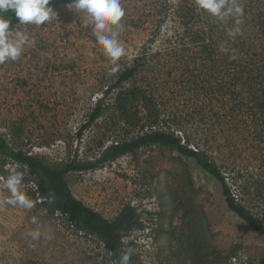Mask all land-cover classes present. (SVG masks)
<instances>
[{
    "label": "rangeland",
    "instance_id": "rangeland-1",
    "mask_svg": "<svg viewBox=\"0 0 264 264\" xmlns=\"http://www.w3.org/2000/svg\"><path fill=\"white\" fill-rule=\"evenodd\" d=\"M181 1L120 0L125 54L116 62L68 4L53 7L57 16L43 25L18 23L12 31L27 33L34 43L16 61L0 63V134L13 148L60 166L96 161L108 146L157 127L174 130L219 164L240 202L261 219L260 230L229 209L216 178L168 146H143L102 166L72 171L66 175L72 192L110 220L125 205L137 208L142 225L123 238L134 264H264V113L236 115L229 95L217 91L218 80L208 77L207 64L194 60L193 49L187 50L197 46L189 43L190 31L172 9L166 13L168 3ZM235 2L243 8L239 25L233 18L210 19L218 32L238 26L239 33H251L246 46L259 52L264 0ZM140 57L144 67L122 88L155 92L163 122L152 127L143 120L126 124L116 107L120 88H112ZM248 90L242 86L250 97ZM98 104L102 113L89 123ZM13 168L25 177L20 190L33 200L32 209L4 202L10 194L2 183ZM41 201L36 176L0 159V264H115L97 235L76 230L61 214L48 216ZM34 230L42 233L38 241L28 235ZM198 250L208 256L203 263L193 255Z\"/></svg>",
    "mask_w": 264,
    "mask_h": 264
},
{
    "label": "trees",
    "instance_id": "trees-1",
    "mask_svg": "<svg viewBox=\"0 0 264 264\" xmlns=\"http://www.w3.org/2000/svg\"><path fill=\"white\" fill-rule=\"evenodd\" d=\"M69 3L70 0H50L51 7ZM169 9H172L174 19L178 16L183 27H186L188 32L190 31L189 43L197 45L187 50L193 49L192 54L196 62L207 64L208 77L218 80L217 91L223 93L224 96L229 95L228 100L232 103L236 115L248 119L247 115L257 117V110L264 113V49L259 48L257 52L258 48L253 49V45L247 48L246 44L252 40L251 33H238L235 37H231L224 29L218 32L210 15L204 16L203 10L197 7L194 0H182L178 5L168 3L166 13ZM6 15L13 30L19 22L13 13L9 12ZM187 43L183 42V45L189 47ZM253 55H259V59H255ZM233 56L235 59L232 58ZM144 59L142 57L136 59L130 67L123 70L112 88H120L116 98V107L126 124L136 126L143 120L152 127L163 122L158 111L155 92L149 91L144 86L129 90L122 88L124 82L134 77L144 67ZM243 85L250 87L251 90H248L250 97L243 94ZM248 98L253 103L250 106H248ZM247 111H254V114H249ZM101 113L102 106L98 104L89 118V123H93ZM261 117L262 115L259 116V122ZM148 145L168 146L177 150L181 155L195 160L199 167L221 183L229 209L255 230L262 228L261 219L240 202L229 178L219 164L210 158L205 150L189 147L180 136L175 134L174 130L157 127L132 137L130 140L108 146L96 161L71 160L60 166H51L33 154L13 148L0 134V159L11 160L18 164L23 172L24 168H27L30 173L34 174L36 194L44 198L41 204L47 205L48 216L61 214L76 230L97 235L111 259L115 264H119L121 255L125 253L124 236L142 225L137 208L131 204L125 205L118 215L110 220L74 195L66 180V175L72 171L102 166L125 154L135 153L141 147ZM49 193L54 194L52 203L46 200ZM244 194H241V197ZM193 255L198 263H203L208 259L205 252L200 250L195 251ZM134 263L133 258L130 257L129 264Z\"/></svg>",
    "mask_w": 264,
    "mask_h": 264
},
{
    "label": "clouds",
    "instance_id": "clouds-1",
    "mask_svg": "<svg viewBox=\"0 0 264 264\" xmlns=\"http://www.w3.org/2000/svg\"><path fill=\"white\" fill-rule=\"evenodd\" d=\"M199 9L205 11L212 17L221 21L226 18H233L239 25V17L243 14V8L232 0H195ZM70 10L81 14L87 24L92 25L96 41L102 46L104 53L111 61L116 62L125 54V49L119 41L123 25L120 23L125 11L120 0H70L67 5ZM13 13L20 24L43 25L50 21L56 11L50 6V0H0V63L12 60L16 61L24 51L26 45L34 43L25 32H13L10 27V20L7 13ZM240 32L237 26L228 34L235 37ZM235 59V57H232ZM22 172L16 168L10 170L4 178L2 187L10 194L5 203L11 206H19L25 209H32L35 205L24 192L20 185L24 180ZM48 203L54 201V194L49 193L46 197ZM32 224H37V218L32 217ZM33 241H38L42 233L34 230L28 233ZM50 238V237H49ZM132 251L123 253L119 264H129Z\"/></svg>",
    "mask_w": 264,
    "mask_h": 264
}]
</instances>
